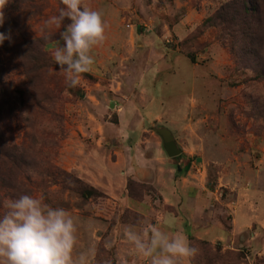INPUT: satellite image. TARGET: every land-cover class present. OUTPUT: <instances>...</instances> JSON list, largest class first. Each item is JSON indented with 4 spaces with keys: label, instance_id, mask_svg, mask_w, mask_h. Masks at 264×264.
<instances>
[{
    "label": "rangeland",
    "instance_id": "1",
    "mask_svg": "<svg viewBox=\"0 0 264 264\" xmlns=\"http://www.w3.org/2000/svg\"><path fill=\"white\" fill-rule=\"evenodd\" d=\"M227 2L82 0L102 14L105 32L71 88L53 53L72 21L47 24L62 0H0V32L12 37L0 47V88L15 110L6 131L14 154L0 157V215L25 194L62 207L77 225L74 258L86 252L93 264H122L123 245L109 235L117 219L140 225L143 216L91 183L93 174L79 169L82 153L107 141L113 157L166 156L158 133L166 129L182 151L176 159L194 162L189 179L207 199L218 237L188 232L195 252L186 264H264V50L248 53L208 22ZM52 168L81 184L49 176ZM130 180L140 183L132 185L137 196L157 201L151 183L129 178L127 190ZM241 209H249V228L236 234Z\"/></svg>",
    "mask_w": 264,
    "mask_h": 264
},
{
    "label": "clouds",
    "instance_id": "2",
    "mask_svg": "<svg viewBox=\"0 0 264 264\" xmlns=\"http://www.w3.org/2000/svg\"><path fill=\"white\" fill-rule=\"evenodd\" d=\"M62 4L59 16L47 24L60 28L66 19L72 21L60 32L63 45L55 49L53 58L66 73L68 86L75 88L94 63L90 50L103 42L105 23L102 14L82 5V0H62ZM11 40L10 34L0 32V47ZM3 207L7 211L0 215V264H85V253L74 258L77 225L67 210L27 194ZM125 236L142 256L150 258V264H180L195 252L185 236H170L153 224L140 231L129 226Z\"/></svg>",
    "mask_w": 264,
    "mask_h": 264
},
{
    "label": "crops",
    "instance_id": "3",
    "mask_svg": "<svg viewBox=\"0 0 264 264\" xmlns=\"http://www.w3.org/2000/svg\"><path fill=\"white\" fill-rule=\"evenodd\" d=\"M98 144L100 145V143ZM104 145L109 148L110 142L106 141ZM107 148L103 150L98 148L94 153H90V151L89 153H82L87 159L81 158L83 162L79 169L84 173L87 171L92 173L91 183L104 189L106 194L115 200L116 204L143 216L140 225L131 220L117 219L114 231L109 235L119 245H123L120 263L138 264L139 261L143 260L150 264V258L142 256L135 246L127 240L125 232L129 226H136V230L140 231L145 225L153 224L170 236L181 234L187 240L190 232L193 235L196 232L197 237H206L212 242L218 239L217 236L213 237L214 232L210 231L212 220L211 216L207 214V210H209L208 201L204 198L200 187H196L198 185L189 179L194 162L186 165V162L181 160L182 163H180L181 161L176 158L161 155L160 150L158 151L159 154L151 159L147 155L139 154L136 156V161L135 158L131 157L132 154L124 158L122 155L119 156L117 151H114L117 157H113V152L112 155H109L110 152ZM135 163H138L141 169H136ZM96 174L100 177L98 182H96ZM82 177L84 176L82 175ZM145 177L147 179L143 180ZM129 178L151 183L160 195L157 201L154 202L151 196H146L143 202L131 199L127 190ZM248 217L249 209L248 211L246 209L239 211L238 220L235 221L236 225L233 228L234 233L242 234L249 228ZM123 254H126L127 258L123 257ZM92 259L93 257L88 253L85 264L92 263ZM187 259L188 257L182 259L180 264H186Z\"/></svg>",
    "mask_w": 264,
    "mask_h": 264
},
{
    "label": "trees",
    "instance_id": "4",
    "mask_svg": "<svg viewBox=\"0 0 264 264\" xmlns=\"http://www.w3.org/2000/svg\"><path fill=\"white\" fill-rule=\"evenodd\" d=\"M0 20L6 21L7 19L2 17ZM208 22L214 26L216 24L222 27L228 35L232 36V41L236 42L235 45L242 44L246 52L255 55L256 52L264 50V0H228ZM234 28H238V31H235ZM35 47L34 52H39L41 47L36 44ZM4 91V88H0V157L8 151L13 153L15 149L11 141L7 140L6 133L7 128L12 124L11 119L14 120L15 110H7ZM19 167L21 169V166ZM48 172L49 176H59L66 181L81 184L80 180H75L70 174L56 168L49 169ZM133 184L137 185L138 183L133 180L129 181V197L137 202H143V195L137 196L135 194ZM145 187L148 188L146 185Z\"/></svg>",
    "mask_w": 264,
    "mask_h": 264
},
{
    "label": "water",
    "instance_id": "5",
    "mask_svg": "<svg viewBox=\"0 0 264 264\" xmlns=\"http://www.w3.org/2000/svg\"><path fill=\"white\" fill-rule=\"evenodd\" d=\"M158 133L161 135L164 141V149L170 158L179 157L182 151L177 146L174 136L166 129L159 130Z\"/></svg>",
    "mask_w": 264,
    "mask_h": 264
}]
</instances>
